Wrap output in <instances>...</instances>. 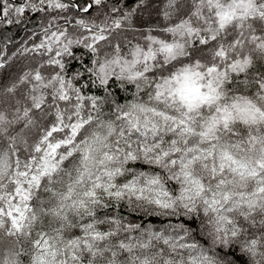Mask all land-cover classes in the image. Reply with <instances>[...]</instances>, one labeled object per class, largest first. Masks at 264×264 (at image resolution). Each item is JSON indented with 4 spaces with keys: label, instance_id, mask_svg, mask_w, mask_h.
I'll use <instances>...</instances> for the list:
<instances>
[{
    "label": "snow or ice",
    "instance_id": "snow-or-ice-1",
    "mask_svg": "<svg viewBox=\"0 0 264 264\" xmlns=\"http://www.w3.org/2000/svg\"><path fill=\"white\" fill-rule=\"evenodd\" d=\"M0 264H264V0H0Z\"/></svg>",
    "mask_w": 264,
    "mask_h": 264
},
{
    "label": "trees",
    "instance_id": "trees-1",
    "mask_svg": "<svg viewBox=\"0 0 264 264\" xmlns=\"http://www.w3.org/2000/svg\"><path fill=\"white\" fill-rule=\"evenodd\" d=\"M3 35H5V36H16L18 39H23L24 38V31H23L22 27L21 28L12 27L10 29H5ZM153 222L155 223V221H153Z\"/></svg>",
    "mask_w": 264,
    "mask_h": 264
}]
</instances>
